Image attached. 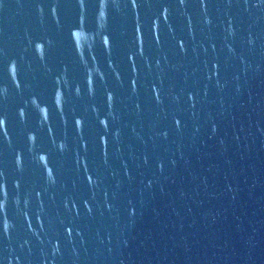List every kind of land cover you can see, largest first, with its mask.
Masks as SVG:
<instances>
[{"label":"water","instance_id":"95a60500","mask_svg":"<svg viewBox=\"0 0 264 264\" xmlns=\"http://www.w3.org/2000/svg\"><path fill=\"white\" fill-rule=\"evenodd\" d=\"M0 264H264V0H0Z\"/></svg>","mask_w":264,"mask_h":264}]
</instances>
